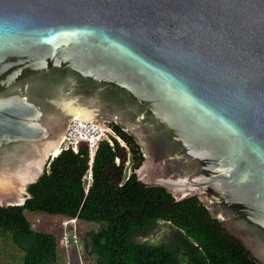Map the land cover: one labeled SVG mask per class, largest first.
I'll use <instances>...</instances> for the list:
<instances>
[{
	"label": "water",
	"instance_id": "obj_1",
	"mask_svg": "<svg viewBox=\"0 0 264 264\" xmlns=\"http://www.w3.org/2000/svg\"><path fill=\"white\" fill-rule=\"evenodd\" d=\"M74 118L140 146L137 182L197 198L264 264V0H0V208Z\"/></svg>",
	"mask_w": 264,
	"mask_h": 264
},
{
	"label": "trees",
	"instance_id": "obj_2",
	"mask_svg": "<svg viewBox=\"0 0 264 264\" xmlns=\"http://www.w3.org/2000/svg\"><path fill=\"white\" fill-rule=\"evenodd\" d=\"M109 127L113 135L92 163L85 146L62 151L28 187L23 206L0 208V264H67L78 256L88 264H260L197 198L173 205L164 189L139 184L140 146L117 124ZM33 214L77 220L71 253L60 233L33 228ZM160 224L176 231V245L140 239Z\"/></svg>",
	"mask_w": 264,
	"mask_h": 264
},
{
	"label": "built area",
	"instance_id": "obj_3",
	"mask_svg": "<svg viewBox=\"0 0 264 264\" xmlns=\"http://www.w3.org/2000/svg\"><path fill=\"white\" fill-rule=\"evenodd\" d=\"M109 138L110 137L104 128L91 123H86L84 121L73 120L60 143V153L62 151L72 150L77 154L80 147L85 146L89 151L92 163L100 144ZM61 224L64 233L60 240V244L61 247L65 248L68 253L69 247L73 244L77 245L78 243L77 220H63Z\"/></svg>",
	"mask_w": 264,
	"mask_h": 264
},
{
	"label": "rangeland",
	"instance_id": "obj_4",
	"mask_svg": "<svg viewBox=\"0 0 264 264\" xmlns=\"http://www.w3.org/2000/svg\"><path fill=\"white\" fill-rule=\"evenodd\" d=\"M73 120H78V119L74 118ZM81 121H84V120H81ZM84 122H86V121H84ZM86 123H89V122H86ZM105 131L108 133L109 137L111 135H113V132L111 129L106 128ZM121 143L124 145L123 142H121ZM128 158H129V155L127 157L125 169L126 168L129 169V159ZM129 170L131 171V169H129ZM29 217H30V221L32 223L33 228H36L38 230L54 231L57 234L60 233L61 235H63V233H64V231L62 229V224H61V222L63 221L62 218L49 217V216H45V215H41V214H33V215H30ZM80 227L84 228L83 225ZM175 236H176V231L174 229H172L168 225L160 224L154 230H152L151 234L148 235V237L146 239L145 238H140V239L149 240V241L154 242V243L166 241L170 245L174 246V245H176ZM77 238H78V233H77ZM69 249H70L69 253H71V250H73V248H71V246H70ZM79 249H80V247H79ZM77 250H78V247H77ZM77 253H78V251H77ZM66 254L68 255L67 251H66ZM78 258L75 257V259H72L71 262H69L70 258L67 257V259H66L67 264H79V262H80V264H88V262H86L82 256H78Z\"/></svg>",
	"mask_w": 264,
	"mask_h": 264
},
{
	"label": "bare ground",
	"instance_id": "obj_5",
	"mask_svg": "<svg viewBox=\"0 0 264 264\" xmlns=\"http://www.w3.org/2000/svg\"><path fill=\"white\" fill-rule=\"evenodd\" d=\"M76 119V118H75ZM78 119V118H77ZM81 121V119H78ZM58 154H60V147L57 148V150L55 151L54 155L57 156Z\"/></svg>",
	"mask_w": 264,
	"mask_h": 264
},
{
	"label": "flooded vegetation",
	"instance_id": "obj_6",
	"mask_svg": "<svg viewBox=\"0 0 264 264\" xmlns=\"http://www.w3.org/2000/svg\"><path fill=\"white\" fill-rule=\"evenodd\" d=\"M110 125V124H109Z\"/></svg>",
	"mask_w": 264,
	"mask_h": 264
}]
</instances>
